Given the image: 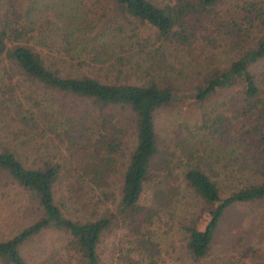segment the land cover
Wrapping results in <instances>:
<instances>
[{
	"label": "trees",
	"instance_id": "trees-1",
	"mask_svg": "<svg viewBox=\"0 0 264 264\" xmlns=\"http://www.w3.org/2000/svg\"><path fill=\"white\" fill-rule=\"evenodd\" d=\"M17 190L38 214L0 264H48V229L66 264H158L174 232L204 264L227 208L264 202V0H0V197Z\"/></svg>",
	"mask_w": 264,
	"mask_h": 264
},
{
	"label": "rangeland",
	"instance_id": "rangeland-1",
	"mask_svg": "<svg viewBox=\"0 0 264 264\" xmlns=\"http://www.w3.org/2000/svg\"><path fill=\"white\" fill-rule=\"evenodd\" d=\"M213 51L215 52V61H218L219 64H225L232 57V51L229 50L228 46L215 45ZM230 92L232 91L221 92L218 98L220 99ZM219 99L217 100L219 101ZM187 107L185 105L179 106L173 111L168 108L161 110L159 115H156V119L162 122L166 120V117H173L174 122L180 119L190 122ZM116 187L115 192L118 190V185ZM8 191L11 192V190ZM20 193L22 192L18 190L14 193L15 200L13 203L8 202V196L4 195L3 199L0 197V238L12 234L38 214L34 207L26 206V203H29L26 202L24 194L21 196ZM147 193L149 194V190ZM144 199L146 200V198ZM18 205L20 208L15 213L4 215L9 209L12 211L11 206L15 208ZM113 238L114 234L109 233L99 244L104 259L108 258L110 254L109 243ZM39 239L43 245L47 244L46 247L56 248L52 251L51 257L48 256L50 258L48 264H66L63 262L62 253L64 251L60 247L64 241L60 232L48 229L39 236ZM236 240L239 244H236ZM172 241L174 247L167 246L166 251L164 249L161 251L162 261L158 264H189L186 250L182 246L181 233L174 232ZM29 246L27 244L26 248L30 250ZM31 247L34 249L36 244L31 243ZM48 248L45 250L46 252ZM203 263L264 264V202L236 203L228 207L214 234L208 254L203 258Z\"/></svg>",
	"mask_w": 264,
	"mask_h": 264
}]
</instances>
